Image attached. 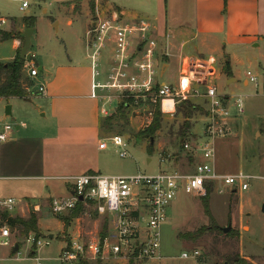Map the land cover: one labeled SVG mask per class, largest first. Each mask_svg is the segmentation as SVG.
<instances>
[{
  "label": "rangeland",
  "instance_id": "374dc122",
  "mask_svg": "<svg viewBox=\"0 0 264 264\" xmlns=\"http://www.w3.org/2000/svg\"><path fill=\"white\" fill-rule=\"evenodd\" d=\"M26 1L27 8L20 11L19 8L23 0H0V18L5 23L3 24L4 32L1 34L19 35L14 34L16 28L23 26L28 29L24 19L33 18L34 25L31 28L33 37L27 55H33L32 62L36 63L38 67H42L44 71H47L52 64L67 60L73 54L74 45L77 44L78 39L81 42L84 41L85 25L83 19L79 18L73 22L71 28L66 27V22L73 18L71 11L75 13V17L88 13L89 21L92 23L96 20L97 14L100 17H109L112 12L118 11L115 6L124 8L129 12H147V17H149L159 3V0ZM186 1L187 3H185ZM92 3L94 5L93 10L90 9ZM183 3L170 0V11L188 18L190 14L192 15V1L190 3L189 0H185ZM160 6L162 9L163 0L160 1ZM9 23L11 25L10 31ZM58 23L59 29L55 31ZM2 42H0V59L4 61H0V64H7L13 58L14 52L9 42ZM21 48L22 42L20 41L15 57H19ZM247 58L254 65L239 68L238 83L235 86L232 85L231 90L226 88L224 78H220L216 83L217 93L222 96H243L247 114L255 115V113L264 112L261 109L264 106V98H262L264 95L260 97L255 95L252 84L245 89L243 81L246 78V73L249 72L252 76L257 77L260 85L264 84L258 77L259 74L261 75L260 69L263 70L264 68V43L257 48L249 49ZM218 62L217 73L223 74L225 62ZM170 74L168 70V73L160 81H170L167 80V76ZM23 77L27 78L25 71ZM102 77L100 76L97 80L101 82ZM30 84L33 87L28 91L29 103L0 99V122L11 125L13 130L21 122L28 124L40 121L41 110L37 100L40 98L37 96L39 85H36L35 82H30ZM8 104L13 106L14 113L11 117L6 118L4 109ZM120 105L121 103L117 104L114 101L111 105L105 106L104 110L110 112L106 119L116 116ZM187 105L194 108L188 121V133H193V130L194 134L201 137L204 119L200 117L204 113L207 103L202 98H193L187 102ZM197 109H200L201 112ZM123 111L124 119L114 118L107 126L106 132L108 133L102 139V142L106 144V149L96 150L98 144L92 148L93 172L103 177L154 176L164 172V166L169 170L173 168L183 170L190 166L182 149L181 141H191V138L196 136L189 138L187 135H181L180 131L185 121L182 111L175 110L173 116L161 115L160 130L152 139L143 138L142 144L136 143V134L145 131L149 126L148 107L132 105V107H123ZM113 136L123 138L125 142L124 151L128 157L119 156V150L109 141V138ZM261 139L262 143L259 141V135L254 136V132L249 129V120L245 116V119L235 128L232 135L218 141L215 156L216 170L224 174H234L241 171L248 175L264 177V136ZM151 140L155 153L149 155L146 152V146ZM73 169L64 174L86 173L80 169ZM53 184L61 186L62 191L60 193L61 195L65 194L64 182L54 181ZM205 196H208V215L204 213L201 205L202 198ZM205 196L192 197L180 191L176 199L171 202L166 210V223L160 228L158 261H127L109 257L103 261L90 262L89 264H236V261H243L246 264H264V213L261 212L264 206V181H251L248 190L240 195L236 193L219 194L216 188H213V190H207ZM0 199L10 198L0 196ZM2 213L3 211H0V214ZM13 213V210L8 211V214ZM93 213L92 208H86L85 212L78 216L77 222L73 219L63 222L64 233H55L53 240L45 238L48 235L41 233L39 237L41 242L43 244L48 243V246L36 249L33 257L30 256L33 250L32 245L27 243L19 232L15 233V244L11 245V239H9V246L0 250L2 253L8 251L11 253L12 248L17 245L18 252L13 256L18 260H25L22 264H36V258L41 260V264H59L56 258L60 246L56 239L68 241V237L78 231L80 233L78 235L85 242L96 240L97 237H100L103 225H106V234L111 233L110 221ZM51 220L41 221L40 224L42 227L45 225L56 227V223ZM229 225L228 233L224 234L220 231ZM3 227H8V225L0 223V228ZM183 254L187 256L186 259L182 258Z\"/></svg>",
  "mask_w": 264,
  "mask_h": 264
},
{
  "label": "built area",
  "instance_id": "2783aa9c",
  "mask_svg": "<svg viewBox=\"0 0 264 264\" xmlns=\"http://www.w3.org/2000/svg\"><path fill=\"white\" fill-rule=\"evenodd\" d=\"M27 6V1L23 0L19 10L24 11ZM2 20L0 18V42L5 24ZM154 33L149 22L125 24L116 11L109 17L97 16L87 31L92 74L91 97L101 103V114L105 116L108 114L104 107L114 101L120 104L131 99L132 104L125 107L147 106L148 125L155 108H158L161 115L173 116L175 110L179 109L177 104L184 105L193 98L204 99L207 108L201 137L195 142L181 141L184 152L194 160L192 170H166L154 176L127 177H103L92 173L67 179L70 192L65 198L51 201V213L67 215L81 203L83 208H92L97 216L107 218L112 230L102 241L99 238L88 242L71 241L56 258L59 264L98 262L109 257L127 261H158L160 228L166 223L167 208L180 191L188 196L201 197L205 196L208 188H216L219 194L240 195L248 190L251 181H264V177L241 171L234 174L219 173L215 167L218 141L232 135L245 118L244 97L217 93V68L212 57L185 58L180 65L176 83L161 82ZM104 56H108L109 65L102 72ZM31 59L33 55L23 64L29 80L38 76L37 67ZM100 76H103L101 82L97 80ZM245 77L253 85L255 95L263 96L264 84L260 85L257 77L249 72ZM28 91L27 98H30ZM43 93L44 86L40 85L37 96ZM165 101L170 102V105L165 106ZM12 131L11 125L0 122V148ZM109 141L119 150L120 157H128L124 151L123 138L113 136ZM98 149H106V144L99 143ZM13 206L12 199H0V211L8 213ZM10 236L8 227L0 228V246H9ZM25 240L35 250L48 246V243L43 244L40 238H35L31 233ZM182 258L186 259L187 256L183 254ZM35 261L41 264L40 259L36 258Z\"/></svg>",
  "mask_w": 264,
  "mask_h": 264
},
{
  "label": "crops",
  "instance_id": "0c3cea01",
  "mask_svg": "<svg viewBox=\"0 0 264 264\" xmlns=\"http://www.w3.org/2000/svg\"><path fill=\"white\" fill-rule=\"evenodd\" d=\"M94 1L97 2V0ZM160 1L156 8L153 7L149 17H147V12H129L124 8L114 6L117 8L118 11L116 12L123 23L134 24L143 20L149 22L154 28V36L158 46L156 60L160 67L161 78L169 70L171 74L167 76V80L176 83L183 59L212 57L216 61V68L218 61H224L225 64H228L230 71L229 77L224 73H217L216 89L217 81L223 77L226 88L231 90L232 85L235 86L238 83L239 68L254 65L247 58L248 50L257 48L264 43V0H226L225 3L223 0H189L190 3L192 1V15L190 14L188 18L182 14L171 13L170 0H163V8L161 9ZM177 1L183 3L185 0ZM71 14L73 18L66 22V27L71 28L73 22L79 18L83 19L85 25L84 41L81 42L78 39L77 44L74 45L73 54L64 62L52 64L47 71L33 63L37 67L38 76L33 80H29L28 77L27 79L31 83L35 82L36 85L44 86L43 95L37 99L41 110L40 121L28 124L21 122L0 148V196L10 198L15 203L12 209L14 213H7L8 217L27 220L33 214L36 217V226L40 233L52 236V239L49 240L55 239V233H64L63 222L70 214L53 215L50 210L51 201L68 196L70 185L67 179L84 175L64 173L73 168L85 171V174L95 173L92 171V148L95 144L99 145L102 142L104 135L108 133L106 131L109 125L105 122L108 115L101 114V103L91 97L92 74L87 47V31L91 22L88 13H83L82 16L78 17H75L73 11ZM10 29L9 23V31ZM58 29L59 23L55 31ZM25 30L23 26L17 27L14 34L21 36ZM32 37L33 33L30 42ZM15 39L2 42H9L14 52L9 63L12 62L19 48L20 40ZM218 56L219 58H217ZM0 61L3 62L4 60L0 59ZM108 65L109 58L104 56L101 71H106ZM260 70L261 75L259 74L258 77L264 82V68ZM249 85L245 78L243 87L247 89ZM258 93L261 91L258 90ZM11 100L29 103V98L23 100L8 99V101ZM7 107L10 109V115L6 116L5 114L6 118L11 117L14 113L12 105L9 106L8 104L5 109ZM206 108L201 114L200 118L202 119H204ZM261 109L263 111L264 106ZM263 113L248 115L245 106V116L249 120V129L254 132V136L259 135L261 143L263 142L261 138L264 136ZM192 132L190 136L196 137L190 138L191 141L195 142L200 136L194 134L193 130ZM96 150L101 151L98 147ZM153 152L155 153V148ZM185 156L190 166L183 170L191 171L194 160L186 153ZM166 170L178 171L180 169L169 170L164 166L163 171ZM183 170L181 169V171ZM54 181L64 182V195L60 193L62 187L55 186ZM84 212L85 208L79 215ZM51 219L56 223V227L41 226V221ZM77 220L78 217L73 219L75 222ZM16 232H18L17 229L10 228L11 245L16 242ZM78 234L80 233L75 231L73 235L68 237V241L56 239L60 246L58 255L73 240L85 242ZM48 236L45 238L48 239ZM15 247H17L15 252L17 253L19 249L17 245L12 248L11 253L10 251L2 253L0 250V264L24 263L25 260H18L13 256ZM1 248L3 246H0ZM30 254L31 257L34 256L32 253Z\"/></svg>",
  "mask_w": 264,
  "mask_h": 264
},
{
  "label": "trees",
  "instance_id": "16d2710c",
  "mask_svg": "<svg viewBox=\"0 0 264 264\" xmlns=\"http://www.w3.org/2000/svg\"><path fill=\"white\" fill-rule=\"evenodd\" d=\"M225 1L226 0H223L224 3ZM90 9L91 10L94 9L93 3L90 5ZM24 22L26 28L28 29H31L32 26L34 25L33 18H26L24 19ZM1 37L3 41H6L7 39L10 40L17 38L22 42L23 45V39L21 38L20 35H12L11 33H9L8 35L2 34ZM23 64L24 61L20 60L18 56L15 57L10 63L0 64V99L3 100H8L10 98H16L20 100L27 99V91L29 88L32 87V85L30 84L27 78L23 77V73H24ZM223 73L227 77L230 76V71L227 63L225 64ZM130 104H132L131 99L124 100L121 103L118 112L116 113V116L106 119L105 122L109 124V122H111L114 118L124 119L123 107L126 108L125 106ZM178 110L183 112L185 119L184 124L180 131L181 135L182 136L187 135V137H189L190 134L188 133V129H189L188 121L190 119L192 110H194V108H191V106H188L187 103H184V105ZM197 110L201 112L200 109ZM161 119L162 116L158 111V108H155L152 113V119L149 126L146 128L145 131L136 134V140H137L136 142L142 143L143 138H149V139L154 138L157 131L160 130ZM153 149L154 146L149 141L148 145L146 146V152L149 155H151L153 153ZM209 189L210 188H208L207 190L209 191ZM201 205L204 213L208 215V196L202 198ZM82 210H83V205L81 203H78L75 209L69 214L68 218L64 220V222L69 219L77 218L79 214L82 212ZM0 223L8 225V227L12 229H17L18 232L21 233L23 237H26L30 233L33 234L35 238H39L41 236V233L36 226V217L33 214H31L27 220H22L17 218L15 219L9 218L8 214L3 212L2 214H0ZM106 236H107L106 225H103L102 232L99 237L100 241H102ZM34 251L35 248L33 247L32 254H34ZM76 264H89V263L79 262ZM236 264H246V263L243 261H236Z\"/></svg>",
  "mask_w": 264,
  "mask_h": 264
},
{
  "label": "water",
  "instance_id": "95a60500",
  "mask_svg": "<svg viewBox=\"0 0 264 264\" xmlns=\"http://www.w3.org/2000/svg\"><path fill=\"white\" fill-rule=\"evenodd\" d=\"M33 33V30L32 29H26L23 34L21 35V38L23 39V45H22V48L20 50V54H19V58L20 60L22 61H25V60H28L29 59V56L27 55V52L30 48V38H31V35ZM183 105L181 103L177 104V108H181ZM9 107H7L5 109V114L6 116H9L10 115V112H9ZM150 143L152 144V140L150 141ZM79 201H81V198L79 199ZM262 213H264V206L262 207V210H261ZM230 230V225L226 228H223V229H220V231L224 234L228 233ZM48 239H52V236H48ZM17 250V247L14 248L13 252L15 253Z\"/></svg>",
  "mask_w": 264,
  "mask_h": 264
},
{
  "label": "bare ground",
  "instance_id": "6f19581e",
  "mask_svg": "<svg viewBox=\"0 0 264 264\" xmlns=\"http://www.w3.org/2000/svg\"><path fill=\"white\" fill-rule=\"evenodd\" d=\"M164 105H165V106H169V105H170V102L165 101Z\"/></svg>",
  "mask_w": 264,
  "mask_h": 264
}]
</instances>
